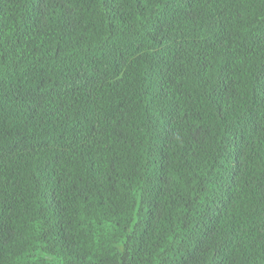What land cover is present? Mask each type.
Returning <instances> with one entry per match:
<instances>
[{"label": "trees", "instance_id": "trees-1", "mask_svg": "<svg viewBox=\"0 0 264 264\" xmlns=\"http://www.w3.org/2000/svg\"><path fill=\"white\" fill-rule=\"evenodd\" d=\"M0 264H264V0H0Z\"/></svg>", "mask_w": 264, "mask_h": 264}]
</instances>
